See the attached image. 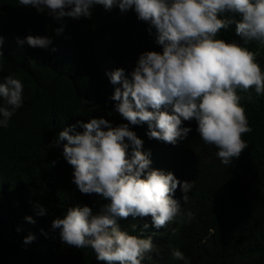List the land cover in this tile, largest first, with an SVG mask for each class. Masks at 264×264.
Wrapping results in <instances>:
<instances>
[{"label":"trees","instance_id":"obj_1","mask_svg":"<svg viewBox=\"0 0 264 264\" xmlns=\"http://www.w3.org/2000/svg\"><path fill=\"white\" fill-rule=\"evenodd\" d=\"M22 7L18 0H0V36L5 37L0 78L12 74L24 84L23 107L7 128H0V264H105L91 248L62 245L41 232H48L52 220L70 206L84 203L98 209L106 203L76 189L72 166L62 148L51 144L77 120L103 116L116 125L127 123L113 112L109 97L114 86L106 72L120 67L131 72L142 52L161 48L134 11L122 16L119 9L108 12L96 5L91 19L68 20L58 35L60 23ZM221 33L218 39L256 53L264 71V46L245 43L235 25ZM29 34L48 36L53 44L48 50L20 48L16 38ZM238 94L252 131L243 134L248 148L232 165L222 164L216 147L204 144L194 120L184 122L193 131L176 146L149 139L147 124L132 127L144 140V150L151 151L153 168L173 172L182 182L194 181L186 205L179 189L174 196L185 212L194 213L191 221L178 218L160 229L151 226V217L119 221L130 234L153 238L154 248L143 264H184L171 256L177 247L189 264H264V95L254 88ZM37 204L48 208V215L39 216ZM27 216L36 223H28ZM145 224L150 226L145 229ZM30 232L36 240L25 245Z\"/></svg>","mask_w":264,"mask_h":264},{"label":"clouds","instance_id":"obj_2","mask_svg":"<svg viewBox=\"0 0 264 264\" xmlns=\"http://www.w3.org/2000/svg\"><path fill=\"white\" fill-rule=\"evenodd\" d=\"M24 9H35L60 23L63 34L68 20L91 19L93 8L108 12L134 11L161 51H144L131 72L120 67L106 72L114 92L113 112L127 123L114 124L103 116L77 120L60 131L52 148H62L64 160L72 166L71 183L85 195L96 194L106 201L98 209L84 203L67 208L52 220L46 238L77 249L91 248L96 260L105 264H143L154 248L151 236L133 235L119 224L128 217H151V226L169 223L194 213L184 211L174 198L179 189L184 205L194 181L179 180L173 172L152 167L151 151L132 130L147 124L146 135L176 146L193 131L184 122L195 121V131L206 145L215 146L222 164L232 165L248 148L243 134L252 131L238 92L254 88L264 95V71L257 54L236 42L217 38L235 25V34L245 43L264 46V0H18ZM238 17V18H237ZM20 48L48 50V36L17 37ZM5 37L0 36V56ZM57 49L53 48L52 51ZM24 84L15 75L0 78V128H7L24 105ZM88 103V102H87ZM110 112V113H113ZM66 141V143H65ZM57 161L51 162L55 167ZM39 216L48 208L36 205ZM28 223L36 221L27 216ZM150 225L145 224L147 229ZM135 230V225L133 226ZM22 228H17L21 232ZM173 235L178 228L171 230ZM36 240L29 233L23 243ZM174 260L189 264L177 247Z\"/></svg>","mask_w":264,"mask_h":264}]
</instances>
